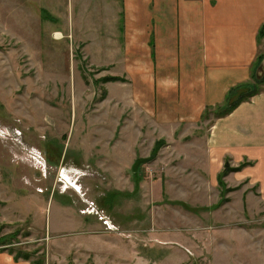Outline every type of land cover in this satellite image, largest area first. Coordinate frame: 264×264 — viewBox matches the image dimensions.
<instances>
[{"label":"rangeland","instance_id":"obj_1","mask_svg":"<svg viewBox=\"0 0 264 264\" xmlns=\"http://www.w3.org/2000/svg\"><path fill=\"white\" fill-rule=\"evenodd\" d=\"M92 17L0 0V248L32 264H264L258 186L248 202L227 174H207L199 143L150 159L160 132L136 112L119 62L108 66L100 46L88 53L79 32ZM207 124L176 135L194 141ZM90 202L119 233L84 213Z\"/></svg>","mask_w":264,"mask_h":264},{"label":"crops","instance_id":"obj_2","mask_svg":"<svg viewBox=\"0 0 264 264\" xmlns=\"http://www.w3.org/2000/svg\"><path fill=\"white\" fill-rule=\"evenodd\" d=\"M39 3L47 10L68 4L75 14L93 16L79 36L85 37L89 54H95L93 48L100 46L108 66L113 60L119 62L117 76L125 77L126 87L134 95L136 112L148 117L152 128L160 132L157 140L166 141L160 154L167 147L174 149L175 144H181L180 149L185 152L199 143L198 152L206 160L203 166L207 174L218 179L226 161L231 167L242 166L229 172L224 181L229 187H244L248 202L256 196L250 191L258 186L264 201V87L231 112L205 117L207 109H216L226 102L225 108L228 107L237 99L229 103L230 92L247 87L255 78V62L258 56L264 57V37H258L264 25V0ZM71 34L78 31L74 29ZM106 64L105 70H110ZM206 124L205 135L194 141L176 135L182 126ZM157 140H153V147ZM241 187L234 191H242ZM103 228L106 233L111 232ZM98 239L105 241L104 237ZM8 248H0V264H32L30 259L17 258Z\"/></svg>","mask_w":264,"mask_h":264},{"label":"trees","instance_id":"obj_3","mask_svg":"<svg viewBox=\"0 0 264 264\" xmlns=\"http://www.w3.org/2000/svg\"><path fill=\"white\" fill-rule=\"evenodd\" d=\"M258 37L261 39V38H263L264 37V25H262V27L260 28V30H259V33H258ZM262 60V55H260V56H258V58H257V60H256V62H255V68L257 69V67H259L260 66V64L261 63H259L260 61ZM256 65H257V67H256ZM258 70V69H257ZM111 79H116V77L115 78H111ZM121 79V78H120ZM255 84H247L246 86H248L249 88H248V90L247 91H245V92H243V93H241L240 95H238L237 96V99L234 101V102H232L228 107H226V108H224L223 109V111H221V113L220 114H218V115H222V114H227V113H229V112H231L233 109H235L240 103H242L243 101H246V100H249L250 98H252L254 95H256L257 93H259V92H261L262 90H263V87H264V73L263 74H261V75H259L258 76V73H257V71H256V75H255ZM241 87V86H240ZM239 87H237V88H234V90H232L231 92H230V94L228 95V99L230 98V96H232L233 94H234V92L235 91H238L239 89H238ZM165 140L164 139H160V140H157L156 142H155V145H154V147H153V149H152V154H151V157H150V159H154L156 156H157V153L159 152V150H160V148L165 144ZM144 162V160L143 159H139L138 161H136V163L134 164V166H133V168H132V170H133V172L134 173H137V172H139V164H141V163H143ZM242 166H239V167H231L230 165H229V162L228 161H226V163H225V165H224V169H223V171L220 173V175H219V182H220V180L222 181V182H220L221 184L222 183H224V181H223V177H224V175H226V174H228L229 172H231V171H237V170H239L240 168H241ZM137 178H139V177H137ZM6 242V237H4V236H2L1 237V240H0V243L1 244H4ZM9 248H12L11 246H9ZM8 248V249H9ZM10 251L11 252H14V249L12 250V249H10ZM15 256L17 257V258H20V257H22V258H24V259H29L30 258V254L29 253H24V252H21V251H19V252H16L15 253ZM42 263V261H37V264H41Z\"/></svg>","mask_w":264,"mask_h":264},{"label":"built area","instance_id":"obj_4","mask_svg":"<svg viewBox=\"0 0 264 264\" xmlns=\"http://www.w3.org/2000/svg\"><path fill=\"white\" fill-rule=\"evenodd\" d=\"M98 209V208H97ZM95 204L93 202L89 203V208L84 210V212L88 214H95L99 217V219L103 222L104 227L106 230L113 231L115 229V225L112 221L102 212L97 210Z\"/></svg>","mask_w":264,"mask_h":264}]
</instances>
